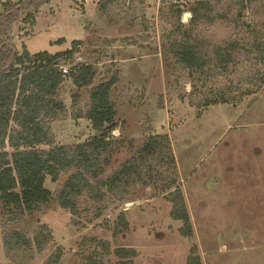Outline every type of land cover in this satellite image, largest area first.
Segmentation results:
<instances>
[{
	"label": "rangeland",
	"instance_id": "1",
	"mask_svg": "<svg viewBox=\"0 0 264 264\" xmlns=\"http://www.w3.org/2000/svg\"><path fill=\"white\" fill-rule=\"evenodd\" d=\"M100 1L44 4L34 24H15L17 46L32 53L56 52L80 39L78 60L94 63L98 79L118 70L113 99L120 125L114 136L127 141L105 166L103 176L116 171L153 131L170 136L176 182L170 188L165 181L158 186L131 185L130 194L122 200L110 195L97 201L85 192L74 215L56 198L70 172L55 182L48 177L45 185L54 198L33 217L7 222L0 205V264H20L5 247V230L20 227L33 235L38 223L50 226L53 239L42 252L34 251L33 258L15 254L24 264H45L58 247L64 251L59 264H93L91 256L99 264H186L193 244L203 264H264V86L237 105H214L199 117L196 107L178 97L179 91L189 93L191 83L185 76L180 78L178 68L166 65L162 53L164 36L174 26L170 7L178 5L184 15L192 13L199 0H117L103 10ZM212 1L216 2L214 20L200 21L195 33L212 45L235 39L247 43L230 65L231 77L237 80L251 69L248 56L256 55H249L247 48L264 36V0L247 3L241 17H236L240 5L235 0ZM191 18L183 21L182 16L181 21L187 25ZM63 37V44H53ZM76 91L71 80L62 84L59 95L67 112L50 122L61 144L84 141L97 133L86 118L75 117L86 108L84 95L74 105ZM144 125L146 132L140 131ZM177 189L190 212L191 239L180 233L182 222L171 216ZM121 213L127 227L119 225ZM100 241L107 243L108 251L97 247ZM119 247L134 248L137 255L122 260L115 255Z\"/></svg>",
	"mask_w": 264,
	"mask_h": 264
},
{
	"label": "trees",
	"instance_id": "2",
	"mask_svg": "<svg viewBox=\"0 0 264 264\" xmlns=\"http://www.w3.org/2000/svg\"><path fill=\"white\" fill-rule=\"evenodd\" d=\"M51 1L1 2L0 205L7 222L12 220L19 223L27 216L33 217L54 198V193L45 185L47 178L55 182L66 172L70 174L56 198L62 208L74 215L79 212L78 199L85 192L97 201L110 195L122 200L130 194L131 185L146 183L158 186L165 181L170 188L176 182L172 172L176 167V158L170 136L153 131L145 135L134 154L116 171L103 176L105 166L127 141L114 136L120 125L117 104L113 99L119 71L98 79L99 69L94 63L78 60V47L83 42L80 39L73 40L67 49L36 53L26 47L20 51L15 40V24L18 21L34 24L40 8ZM115 1L101 0V10ZM253 1L235 0L240 5L236 17H241L246 4ZM215 4L212 0L196 1L187 25L181 21L182 9L178 5L170 7L174 26L164 36L162 44L166 65L178 68L180 78L185 76L191 83L189 93L179 91L178 97L196 107L199 117L214 105H237L245 96L258 92L264 86L263 35H258L247 48L249 55H256L253 58L248 56L253 62L251 69L237 80L231 77L233 70L230 65L237 62L238 54L247 43L244 45L240 39H235L212 45L204 37L196 36L195 26L200 21L214 20ZM64 41L63 37L53 44L61 45ZM65 65H70L67 73L63 72ZM67 79L77 87L72 96L74 105L85 96L86 108L74 113L75 117L86 118L97 133L84 141L61 144L56 142L50 122L67 112L66 104L59 95ZM143 129L147 131L145 125L140 131ZM128 144L132 146L131 141ZM168 177L171 180L169 183L166 181ZM171 200V216L182 222L180 233L193 238V223L182 191L177 189ZM38 224L33 235L20 227L5 230L4 244L15 262L24 264L15 254L24 253L19 257L21 259L32 256L34 251L42 252L53 239L50 226L47 223ZM127 224L124 213H121L119 225L127 227ZM106 244L100 241L97 247L108 251ZM63 253L62 247L56 248L45 264H59ZM115 255L125 260L136 256L137 251L119 247L115 249ZM90 261L99 264L97 257L91 256ZM186 264H203L196 244H193Z\"/></svg>",
	"mask_w": 264,
	"mask_h": 264
},
{
	"label": "water",
	"instance_id": "3",
	"mask_svg": "<svg viewBox=\"0 0 264 264\" xmlns=\"http://www.w3.org/2000/svg\"><path fill=\"white\" fill-rule=\"evenodd\" d=\"M189 17H192V13L191 12H186L183 15V21H187ZM131 204V203H129Z\"/></svg>",
	"mask_w": 264,
	"mask_h": 264
},
{
	"label": "built area",
	"instance_id": "4",
	"mask_svg": "<svg viewBox=\"0 0 264 264\" xmlns=\"http://www.w3.org/2000/svg\"><path fill=\"white\" fill-rule=\"evenodd\" d=\"M63 72H64V73H67V72H68V70H67L66 67L63 68Z\"/></svg>",
	"mask_w": 264,
	"mask_h": 264
},
{
	"label": "crops",
	"instance_id": "5",
	"mask_svg": "<svg viewBox=\"0 0 264 264\" xmlns=\"http://www.w3.org/2000/svg\"><path fill=\"white\" fill-rule=\"evenodd\" d=\"M60 51V50H59ZM57 52V51H56ZM220 105V104H219Z\"/></svg>",
	"mask_w": 264,
	"mask_h": 264
}]
</instances>
